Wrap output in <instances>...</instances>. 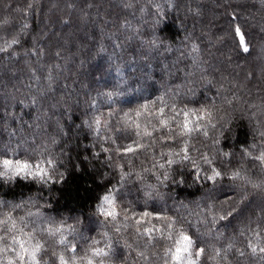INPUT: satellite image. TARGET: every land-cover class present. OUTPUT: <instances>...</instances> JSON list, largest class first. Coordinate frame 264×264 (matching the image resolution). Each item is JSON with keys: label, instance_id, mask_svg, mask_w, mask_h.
Listing matches in <instances>:
<instances>
[{"label": "trees", "instance_id": "16d2710c", "mask_svg": "<svg viewBox=\"0 0 264 264\" xmlns=\"http://www.w3.org/2000/svg\"><path fill=\"white\" fill-rule=\"evenodd\" d=\"M225 99L232 101L230 118L238 137L245 134L244 147L258 143L264 0H0V151L50 146L67 163L99 169L103 177L111 171L103 162L112 155L100 147H109L103 119L109 133L119 119L109 112L141 110L150 118L141 106L151 102L167 112L166 103L219 107ZM122 135L113 139L119 143ZM250 155L259 152L253 148ZM259 163L236 162L234 180L197 177L165 198L168 213L184 218L190 233L209 245L205 264H264V253L249 248L254 238L264 246V191L253 187L264 178ZM83 179L72 180L59 202L54 192L37 191L28 206L47 201L66 210L57 219L74 223L91 196L80 190ZM93 231L81 227L89 237ZM113 258L138 259L123 246Z\"/></svg>", "mask_w": 264, "mask_h": 264}, {"label": "clouds", "instance_id": "9594fccd", "mask_svg": "<svg viewBox=\"0 0 264 264\" xmlns=\"http://www.w3.org/2000/svg\"><path fill=\"white\" fill-rule=\"evenodd\" d=\"M165 106L167 112L154 102L142 105L149 109L150 118L141 110L124 111L121 116L114 109L108 115L119 119L111 133L104 117V143L109 147L97 143L112 155L103 162L111 169L103 177L99 169L93 172L67 163L50 146L0 151V264H126L127 258H113L120 246L136 253L135 264H205L211 255L209 245L200 242L199 233H190L184 218L169 214L163 202L174 188L198 183L197 177L234 180L239 175L234 171L236 162L242 167L248 159L264 154V131L258 143L244 147L245 134L238 137L233 127L229 99L219 107L191 102ZM95 122L100 125L101 117ZM116 133L123 134L119 143L113 139ZM253 148L258 156L250 155ZM259 162L256 167L264 173V162ZM80 177H84L80 190L91 196L74 223L57 219L66 210L47 201L28 206L37 191L54 192L59 202L72 180ZM253 187L264 191V178ZM21 197L24 203H4L5 198ZM84 226L94 230L91 237L81 232ZM249 248L253 255L257 248L264 253L259 238Z\"/></svg>", "mask_w": 264, "mask_h": 264}, {"label": "snow or ice", "instance_id": "6c2138e0", "mask_svg": "<svg viewBox=\"0 0 264 264\" xmlns=\"http://www.w3.org/2000/svg\"><path fill=\"white\" fill-rule=\"evenodd\" d=\"M237 35L240 36L239 30H237ZM241 46L243 47V50L245 52L248 51L247 47H244V38L241 36ZM12 43H15V39H13ZM258 160H260L261 162H264V154H262L260 157L257 158ZM238 175V174H237Z\"/></svg>", "mask_w": 264, "mask_h": 264}]
</instances>
